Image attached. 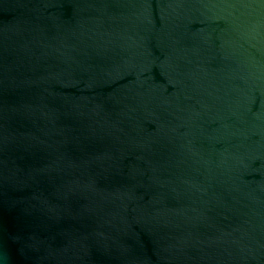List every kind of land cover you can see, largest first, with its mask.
<instances>
[{"label": "water", "instance_id": "95a60500", "mask_svg": "<svg viewBox=\"0 0 264 264\" xmlns=\"http://www.w3.org/2000/svg\"><path fill=\"white\" fill-rule=\"evenodd\" d=\"M0 264H264V0H0Z\"/></svg>", "mask_w": 264, "mask_h": 264}]
</instances>
